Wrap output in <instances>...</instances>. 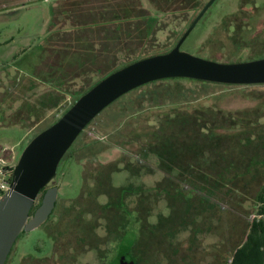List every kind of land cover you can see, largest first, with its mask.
I'll return each mask as SVG.
<instances>
[{"label": "flooded vegetation", "instance_id": "1", "mask_svg": "<svg viewBox=\"0 0 264 264\" xmlns=\"http://www.w3.org/2000/svg\"><path fill=\"white\" fill-rule=\"evenodd\" d=\"M30 1L32 0H0V8L10 5L18 7ZM218 1L98 0L99 3L95 4V7L88 8L86 12L85 3L81 0L72 1L73 3L68 6H60L54 1L56 4L53 21L55 18L62 19L63 24L69 26V29L63 33L79 44V52H81L77 61L82 67H86L83 70L88 74V71L103 72L112 64H116L102 78L92 80L84 91L76 92V97L66 109L72 106L73 102L75 103V100L83 92H87L104 77L111 74L113 70L119 68L122 63L118 64L117 61L121 59L123 52H126L129 56L128 59L124 60V63H128L169 52L184 39L180 46L181 49L199 24L213 22L217 18L223 19V31L227 33L235 50L251 49L255 44L263 47L262 49L258 48L253 56L244 61L264 57V20L260 30L253 29L255 24L253 21L257 20L253 9L258 8L261 3H264V0H238L235 12L231 11L218 17L210 15L212 7ZM85 2L89 3L87 0ZM89 5H92V3H89ZM56 7L58 11H56ZM260 8H264V6ZM125 9L128 10L129 15H124L123 10ZM114 11L119 13L120 16L118 17L120 19L117 20L113 15ZM171 11L184 14V16L194 14L183 32L177 34L174 46L166 52L148 56L140 54L139 57L133 59L131 56L137 55V51L145 46L146 40L154 35L155 25L159 18L157 14L164 15ZM130 22L137 23L131 25ZM248 34L251 35L248 36ZM50 37L51 35L48 42ZM70 39L69 41H72ZM62 42L65 41L62 40ZM45 47L52 49L48 43L45 44L39 53L40 56L44 54ZM200 49L201 47H198L197 51L201 53ZM207 57L206 59L221 62L220 60L211 59L209 56ZM238 60L241 59L235 57L228 59L225 63H234ZM52 69L48 72L52 74L47 76L49 77L48 82L52 83L51 86L46 84L47 82L43 83L50 87V91L38 92L33 95L29 93L28 96L17 95V90L12 94L15 89L11 91L10 98H13V100L8 98L10 100L7 99L8 102L4 100L3 103L8 111L5 114L7 117H12L15 122L26 120L29 123L28 118H22L19 115L22 106L25 105L30 117L39 116V120L44 122L48 119L50 112L56 110L62 102L66 101L65 94L59 97L61 101H58L59 99L55 96L56 92L63 90L65 76L63 73L62 75L57 74V68ZM14 72L15 74L18 73L17 77L21 81L26 82L29 79L24 78L17 69ZM30 79V85H24L23 87L25 90L29 88L28 91H33L34 80L36 79L33 77ZM49 79H52V81ZM185 83L196 86L191 85L186 89ZM261 85H231L187 78H166L139 86L104 109L85 127L64 156V158H68L72 154L76 143L85 132L88 136L98 135L97 130L88 131L90 126L97 122V119L104 113L110 115L112 122H106L109 126V128L106 127L108 135L98 137L96 141H93L96 144L91 149V155L89 156L97 158L100 165L93 163L86 165L82 162L83 184L80 194L84 189L83 194L86 197L91 195L93 199L91 200V210L80 211L75 215L76 219L73 221L74 227H77L75 230L80 233L79 245L85 243L87 238L93 239L97 236L98 245L94 248L99 250L101 245L105 246L99 259L102 264H107L105 262L114 249L112 244L121 241L119 244L120 249L113 257L115 264H145L149 253L147 251L148 243H151V245L154 243L150 240V237L155 236L157 238L163 232L171 234L170 231L174 229V224L180 223L183 225V223H189L190 219L194 218L188 214L189 216L184 220L183 216H180V210H183V208H187V211H191L193 208L196 210L199 207L202 208L206 220L210 222V213L215 208H219L222 202L230 201L234 203L233 205L238 204L237 196H241L243 191H239L236 187L239 179L231 178L235 171L243 167L245 172L249 169L248 172L253 178L251 180H260H257L259 182L254 196L253 211L245 216L247 220L245 236L234 250L239 247L248 238L254 219L262 217L258 215L257 197L264 186V148L258 151L248 144H250L249 141H256L259 134L260 136L264 135V129H259L257 127L258 121H255L263 118L264 115L258 117L263 112L259 109L260 104L257 97H251V99L258 101V105L254 109L245 108L234 111H225L216 104L201 103L203 105H200L199 101L202 98L210 97H214V101H219L223 94H234L232 90ZM212 86H223L224 90L212 93L209 91ZM29 96L36 99V102L31 106L28 105L29 98L27 97ZM51 99H54V102L51 103ZM13 105L16 106L13 107ZM64 111L60 116L58 115L57 119L64 114ZM34 119L32 118L33 122ZM249 120H253L254 123L245 125ZM108 137H110V140L115 139V141L108 143L110 147L98 149L101 146H97V144L105 142ZM110 140L108 141L110 142ZM89 145L87 143L86 147ZM112 148L125 152L124 163L113 161L105 164V161L101 162L99 160L100 155ZM126 150H133V153ZM73 157L70 158L79 162L87 161L85 158L75 159ZM257 157L260 159H257ZM213 168L222 169V171L215 172V170H211L210 172V169ZM2 171L10 178L13 167L4 168ZM154 172L161 175L154 186H146L141 182L140 178L144 179L141 176ZM115 175L122 176L121 179L137 180H130L125 185H117L120 182L119 180L113 182ZM247 176H249L248 173L244 177ZM55 188L58 195L55 207L49 218L40 227L44 229L48 240L53 238L49 232L55 231L56 226H64V222L61 220L63 216H60V220H56L57 223L53 222V219L58 215L57 213L63 209L60 208L62 197H59V186L55 184ZM42 191L44 195L46 189ZM219 196H222L223 199ZM102 197L106 199L105 202L100 200ZM162 200L168 203L163 208ZM98 202L100 203L97 204ZM197 202H200V205H195ZM234 208L233 206L232 209L234 210ZM172 209L174 213L169 212ZM86 214H89V218ZM162 219L166 220L164 225ZM53 226L55 228H52ZM61 230L64 232L65 229ZM103 231L104 234L100 233ZM59 233L62 234L60 231ZM166 238L168 240L167 234ZM44 248L36 247V250H39L37 253H42ZM28 254L30 260L33 259L34 262H31V260L27 264H35V260L38 261L37 258H42L37 255L34 256L32 253ZM59 258L65 259L64 256L61 257L60 255Z\"/></svg>", "mask_w": 264, "mask_h": 264}, {"label": "rangeland", "instance_id": "2", "mask_svg": "<svg viewBox=\"0 0 264 264\" xmlns=\"http://www.w3.org/2000/svg\"><path fill=\"white\" fill-rule=\"evenodd\" d=\"M54 1L60 6H68L75 0H32L22 6L10 5L0 8V171L16 165L25 147L37 134L48 128L57 119L58 115L60 116L63 113L76 97V92L84 91L92 80L102 78V76L116 66V64H112V66H109L103 72H90L87 70L89 74L83 70L86 67H82L77 61V58L80 56L79 53L81 52H79V44L74 42V39H70V36L63 33L69 29V26L67 27L66 24H63L62 19L55 18L53 21L56 4ZM81 1L85 3V12L88 8H92L95 4L99 3L98 0H87V2L92 3V5H89V3L85 2L86 0ZM237 3L238 0H219L212 7L210 15L218 17L226 13L228 14L231 11L235 12ZM261 6H264V3H261L258 8L253 9L257 17V20L253 21L255 23L254 30H260L263 25L264 8H260ZM56 9L58 11L57 7ZM157 15L159 18L155 25L154 35L146 40L145 46L137 51V55L131 56L133 59L139 57L138 55L140 54L148 56L171 49L175 44L177 34L183 32L190 23V18L194 16L192 13L184 16V14L172 11L164 15ZM136 23L130 22L131 25ZM223 25V19L221 20L220 18H217L213 22L199 24L182 45V51L202 58H208L207 56H209L211 59L220 60L221 62H227L228 59L237 57L241 59L238 62H241L253 56V53L258 48H263L255 44L251 49L235 50L227 33L223 31ZM50 35L51 37L48 42ZM250 35L248 34V36ZM69 39L72 41H69ZM62 40L65 42H62ZM47 43L52 49L45 47L44 54L42 53L43 55L40 56L39 53L41 52L42 46H45ZM61 46L64 47L62 48ZM198 47H201V53L197 51ZM128 57L126 52H123L120 57L121 59H118L117 63H124V60L128 59ZM260 58L263 57L253 59ZM52 68H57V74L62 75L63 73L65 76L63 90L54 93L57 96L56 98L59 99L58 101H61L59 97L65 94L66 101L62 102L56 110L50 112L48 119L44 122L39 120V116L30 117V113H27L28 109L27 107L25 109V105L22 106V111L19 112V115L22 118H28L27 120H30L29 123L26 120L15 122L12 117H7L5 114L8 111L5 109L6 105L3 103L5 102L4 100L7 102L10 99L13 100V98H10L11 91L15 89L12 91V94L17 90V95L21 96H28L29 93L33 95L38 92L50 91V87L43 83L47 82L46 84L51 86L52 83L48 82L49 77L47 76L52 74L48 73L53 70ZM16 69L19 70V73L24 78L30 79L33 77L36 79L34 80L35 87L33 86V91H28L29 88L27 90L24 89V85H30L29 82L31 79H28L26 82L21 81L17 77L18 73L16 72L17 74H15L14 72ZM49 80L52 81V79ZM20 83L22 84L19 86ZM191 85L193 84L185 83L186 89ZM223 90V86H212L209 91L218 93ZM232 92H234L232 95L229 93L223 94L219 101H214V97L202 98L201 100L198 98L200 100L199 104H216L225 111L245 108L254 109L258 105V101L251 99V97L256 98L264 95V86L247 87L232 90ZM31 96L27 97L29 98L28 105L30 106L36 102V99ZM53 100L51 99L50 102L52 103ZM15 106L13 105V107ZM32 118H35L34 122ZM107 121L112 122L111 117L107 113H104L88 130H97L99 134L96 136H88L87 132H85L76 143L72 154L68 158H63L58 167L55 184L59 186V197H62L60 208L63 209H60L61 211L57 213L58 215L53 219V222H56L57 219L60 220V216H63L61 220L64 222V226L52 227L55 228V231L49 232L53 236L52 240L46 238L43 228H38L32 232L23 234L16 242L8 264H27L31 260V262H34L33 259L30 260L28 253L42 257L40 259L37 258L38 261L35 260V264H102L99 258L105 246L101 245L99 250L94 248L98 245L96 241L97 236L93 239L87 238L85 243L79 245L80 233L75 230L77 227H74L73 221L76 219L75 215L80 211L91 210V200L93 199L91 195L90 197H86L83 194L84 189H82V193L80 194L83 184V163H86V165L91 163L100 165L97 158L89 156L91 155V149L96 144L93 141H96L98 137L101 138L108 135L107 128L109 126L106 124ZM255 121H258V128L264 126V117L259 120L256 119ZM108 140H110V137L105 142H99L101 144H97V146L101 147L98 149L110 147L109 144L115 141V139L110 140V142ZM87 143L90 144L88 147H86ZM126 151L132 152L133 150ZM124 155L125 152L123 150L112 148L100 155L99 160L101 162L105 161V164L112 163L113 161H122L124 163ZM71 156H74L73 158L75 159L85 158L87 161L83 160L79 162L71 159ZM88 158L90 159L89 162ZM236 172L240 174L241 172H245V169L241 167ZM236 172H234L235 175ZM141 177L144 178H140L141 182L146 186H154L157 180H159L158 178H161V175L154 172L144 174ZM121 178L122 176L115 175L113 182L119 180L120 183L117 185H125L130 180H133ZM238 179L236 187L239 191H243L241 196H237L238 204L233 205L234 203L230 201H224L226 203L222 202L219 208H215L210 213V222L206 220L202 208L199 207L198 210L193 208L191 211L183 208V210H180V216H183L184 220L189 215L194 218L190 219L189 223H183V225L180 223L174 224V229L170 231V233L172 232L171 234L163 232L157 238L155 236L150 237V240L154 243L152 245L148 243L149 247L147 251L149 253L145 264H224L231 257L234 248L242 242L245 236L247 230L245 216L253 211L254 196L259 182L257 180H260H251L253 178L250 175L247 177L240 176ZM135 180L137 179L133 181ZM219 198L223 199L222 196H219ZM100 200L102 202L106 201L104 197L100 198ZM161 203L162 208L165 204H168L163 200ZM195 205H200V202H197ZM231 206L235 207L234 210ZM169 212L174 213L173 209ZM87 218H89V214ZM165 222L166 220L162 219L163 225ZM63 228L65 229L64 232L61 230ZM100 233L104 234V231ZM166 234L168 235V240ZM44 240L48 242L46 241L45 243ZM120 242L118 241L112 244L114 249L110 252L105 263L115 264L113 257L120 249ZM45 246L46 248H44ZM36 247L44 248L42 253H37L39 250L37 251ZM55 250L57 252H54ZM59 255L61 257L64 256L65 259H60Z\"/></svg>", "mask_w": 264, "mask_h": 264}, {"label": "water", "instance_id": "3", "mask_svg": "<svg viewBox=\"0 0 264 264\" xmlns=\"http://www.w3.org/2000/svg\"><path fill=\"white\" fill-rule=\"evenodd\" d=\"M183 40L169 52L141 58L104 77L25 147L13 167L10 189L0 198V264L7 263L22 234L40 228L49 218L57 201L55 183L62 159L85 127L117 99L139 86L166 78L264 84V57L217 62L182 51ZM44 189L40 206L31 213Z\"/></svg>", "mask_w": 264, "mask_h": 264}, {"label": "trees", "instance_id": "4", "mask_svg": "<svg viewBox=\"0 0 264 264\" xmlns=\"http://www.w3.org/2000/svg\"><path fill=\"white\" fill-rule=\"evenodd\" d=\"M123 12H124V15L125 14L129 15V12L127 9L123 10ZM113 15L117 18V20L120 19L118 17V16H120L119 13L114 11ZM116 18H114V19H116ZM119 31H121V29H119ZM128 35L131 36L130 33H128ZM137 60H139V59H137ZM133 61H135V60H133ZM133 61H130L128 63H122V65L119 68L113 70V72L127 66L128 64H130ZM113 72H111V73H113ZM261 86H264V85H261ZM257 100H259V104H260L259 109L263 112V114L258 115V117L260 118L264 115V95L258 96ZM73 104H74V102H73ZM68 109H66L64 111V113ZM260 110H259V112H260ZM57 120L53 121L49 126L54 124ZM248 123L250 125V124L254 123V121L249 120V121H247V123L245 125H248ZM257 125H258V123H257ZM259 128L264 129V126H261ZM249 143L250 144H248V145L255 147V149L258 151L263 149L264 148V135L260 136V134H259V137L256 141H254V142L249 141ZM257 159H260V158L257 157ZM261 162H262V160H261ZM211 170H215V172L216 171L217 172L222 171V169H217V168L210 169V172H211ZM248 171H249V169H247L246 172H243V173L241 172L240 174H238V172L235 171L236 175L234 174L231 179H238L240 176L244 177L247 173H248V175H250V172H248ZM235 177H237V178H235ZM9 180H11V176H10ZM42 198H43V191L41 192L40 196L38 197L37 203L33 207L31 213H33L34 210L40 206V204L42 202ZM257 202H258V215L262 216V217L254 219V221L251 225L250 231L248 233V238L243 243H241V245L239 247H237L234 250V252L231 255V258L226 262V264H264V186L259 191V195L257 197ZM22 235L18 238V240L22 237ZM9 258H10V256H9Z\"/></svg>", "mask_w": 264, "mask_h": 264}, {"label": "built area", "instance_id": "5", "mask_svg": "<svg viewBox=\"0 0 264 264\" xmlns=\"http://www.w3.org/2000/svg\"><path fill=\"white\" fill-rule=\"evenodd\" d=\"M0 198L5 194L6 191L10 189L11 180L5 175V173L0 171Z\"/></svg>", "mask_w": 264, "mask_h": 264}]
</instances>
